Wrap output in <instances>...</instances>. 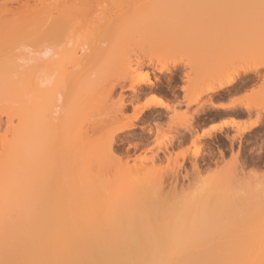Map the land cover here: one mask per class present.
Wrapping results in <instances>:
<instances>
[{"label":"rangeland","instance_id":"obj_1","mask_svg":"<svg viewBox=\"0 0 264 264\" xmlns=\"http://www.w3.org/2000/svg\"><path fill=\"white\" fill-rule=\"evenodd\" d=\"M93 1L97 5L101 0ZM174 1L187 2L186 13L181 9V16L178 11L168 25L158 26L156 18L166 14L170 4L163 9V1L155 7L151 3L153 12L164 13L157 15L149 8L157 17L142 18L146 25L136 19V27L128 33L134 43L126 45L129 36H125L127 50L119 53L116 44L110 58L104 50L113 41L101 30L89 37L88 46L83 44L85 36L71 41L66 49L74 51L76 59L85 55L76 68L81 82L64 96L73 104L67 112L62 111L64 88L56 76L52 84L41 86L44 62L34 48L38 33L32 18H17L18 13L8 12L17 5L0 0V39L10 41L0 48V113L20 107L32 123L41 125V113L50 109L45 98L58 106L51 115L52 135H45L52 139L54 173L64 185L57 187L58 195L65 200L61 208L70 220L79 224L88 219L102 229L140 227L139 234L142 229L149 237L155 231L153 237L165 240V259L171 261L167 264H241L242 260L260 264L264 257L258 258V252L264 253L262 248L259 251L264 247V0H253L247 11L241 9L242 0ZM258 13H262L260 22ZM253 17L258 21H251ZM138 30L143 39L140 33L138 38ZM169 40L170 48H162ZM61 53L56 50L55 62L62 59ZM160 66L165 68L162 73L157 71ZM59 68L51 64L48 70ZM128 69L133 73L130 78L124 75ZM240 69L247 73L231 86L204 93L205 87H215L218 80ZM152 97L163 105L149 102ZM228 100L230 106L221 105ZM219 121L230 127L213 134L202 132ZM251 123L257 126L241 132ZM43 169L38 164L35 175ZM109 231L103 232L106 238ZM118 234L119 239L122 233Z\"/></svg>","mask_w":264,"mask_h":264},{"label":"bare ground","instance_id":"obj_2","mask_svg":"<svg viewBox=\"0 0 264 264\" xmlns=\"http://www.w3.org/2000/svg\"><path fill=\"white\" fill-rule=\"evenodd\" d=\"M91 1L92 2H90V0H11L10 2L11 4L17 5V7L9 10L8 12L14 15L18 13L17 18L19 19L25 18V20H29L32 18V26L38 33V41L34 45V48L37 50L40 60L44 62L42 65L43 70L41 71V86L52 84L53 78L56 76V80L64 88V94L61 96L62 111L66 110L68 112L69 108L73 107V104L67 101L64 96H66L67 92L73 89L74 85H78L81 82L79 74L76 73V68L79 66V63L85 53H83L79 59H76L77 57L75 52L72 51V53L74 52V56H72L73 54L70 53L71 49H66L67 46L71 44V41L74 43V40L76 41L78 39L77 36L80 35L79 41L88 37L86 38L87 40H83V44L88 46L86 41L89 42V40L92 39V35H94L96 31L101 30L105 32L110 40L113 41L109 43L107 49L104 50L109 57L111 56L110 54H114V50L118 49L117 46H114L116 44L120 45L118 52L119 50H123V52L125 51L123 48L126 46L123 45L124 42L122 40H125V36L128 37L129 34H131L130 32L132 31L131 29H133L132 27H136L133 23L136 19H140L142 21L143 18V21H148V19L151 18L149 16H153V18L157 17L158 13L162 12L159 11L161 10L160 6L163 8V5L166 7V4L169 3L170 8H168L169 6H167V8L170 10L166 11V14H162V16L159 14L157 17L158 19L156 18L158 26L168 25L178 11L180 12L181 9L184 8L187 9V2L185 5L181 3V6L179 4L181 1L178 3L179 5H176L175 1V4H172L173 0H101L102 2L100 0H96V3L100 1L97 5H95L93 0ZM159 1H163L164 3H160L162 5H160L159 8H156L159 12H153L155 11L153 6L155 7L156 3ZM176 1L178 2V0ZM243 1L244 3H242ZM102 3H104L105 6ZM151 3L155 5L150 7ZM241 3L243 4L241 5V9L246 11L254 5L253 0H242ZM91 6H96V9L90 8ZM197 6L199 5L197 4ZM248 6H250V8ZM149 8L152 10V13H156L157 15H153ZM193 8L196 7L194 6ZM184 10L183 13H186V10ZM189 11H192V9ZM262 13H258L257 17H260L259 15ZM137 15L141 18H138L139 16L137 17ZM181 15L182 12H180V16ZM187 15H189V13H187ZM187 15L185 18L183 17L184 20L187 19ZM240 15L242 19V14L240 13ZM189 16L192 15L190 14ZM144 17H147V19ZM243 19L244 21L246 20L244 17ZM248 19L249 18H247V20ZM254 19L255 17H253L251 21H258ZM258 19V22H260L263 18L260 17ZM142 22L141 24L144 23ZM145 23L147 24V22ZM141 27H139V30ZM156 27V32H158V29L160 32V28ZM139 30L136 32L138 34V38L141 34ZM82 36L85 37L83 38ZM130 37L131 35L126 39V41L129 40L127 42L125 41V44L127 43L126 45L130 44L132 39V37ZM140 37V39H143L142 34ZM151 37H153V35ZM138 38L136 37L134 39L137 41ZM254 38L255 36L253 39ZM14 41L15 40L12 42ZM103 41L104 40H101V43ZM9 42L10 41L8 40L0 39V48L6 46ZM162 43L163 42H161V44ZM172 43L173 42L169 40V42L167 41L163 43V47H161L170 48L169 45ZM86 45L83 46L88 50L89 47H85ZM84 48L79 49L80 51L85 52V50L83 51ZM56 50L62 52V59H60L59 62L54 61V58L57 56ZM71 56L75 59L73 60ZM100 57L101 59H104L102 55ZM101 59L100 62L104 61ZM51 64L52 66L58 65L60 68L58 70H48V67ZM67 65L71 66V71L68 70ZM161 68L160 70H157L158 73L165 71V68L164 70ZM166 68L168 70V67ZM257 68H259V66ZM129 69V72L127 71L128 73L124 74L127 78H130L133 75L132 71ZM241 73H244L245 75L247 71H234V74L229 76L226 75L223 80H218L215 87H205L204 93H210L231 86L239 77L243 75ZM100 82L102 86V81ZM103 83L106 82L103 81ZM96 85H98V83ZM90 86H92V88L95 87L92 84ZM109 86L110 85L106 86V88ZM109 89L112 88L109 87ZM95 90H97V88ZM105 90L106 89H104V92L108 91V89L107 91ZM92 92L93 91H91V93ZM94 92L96 94V91ZM198 98L199 97L197 96L194 100L192 99L193 102ZM149 102L154 103V105H163V102L160 99L154 97H152ZM102 103L103 101H101V103L98 102L97 104L94 103L96 106L100 104L97 106V111ZM148 103L145 105L146 108L148 107ZM21 104L23 105L24 102L22 101ZM45 104L49 105L50 109L49 112L41 113V125H36L34 122L32 123L28 119L27 112L21 110L19 106V108L15 107L14 111L0 113V116L4 115L6 117L4 122L0 117V233H2L0 234V251L4 248L6 249H4L5 252H3V250L1 252L0 264H163V257L165 261L164 264L171 262H166L167 259H165V240H163L162 237L160 238L158 235L157 238L153 237L155 231L152 234L153 231L150 230L153 235H151L153 237L152 238L143 234L142 229L139 234V230L137 229H140V227H135L137 228L135 231L131 228V230L126 228L128 229L126 231L124 227L120 228L121 226H115V229L106 228L110 230V236L108 234V238H106L103 235V232H106V229H102L96 222L89 223L88 219L87 221L81 222L80 218H78L79 216H75L80 221L78 222L79 224H77V220L74 221L72 217V220H70V217L66 215L64 207L63 209L61 208L65 200L61 194L58 195V191L61 189L57 190V187L63 188L62 186L64 185L60 181V176L56 175L53 169L55 165V157L52 150V139H49L48 136L45 135L46 133H52L53 125L50 120L53 119V117L51 115H55L57 113V110L55 111V109L58 108V106L51 100L50 97L45 98ZM249 105L250 104L248 103L246 106ZM96 106L94 105L93 108ZM246 106L244 107L248 110L249 107L246 108ZM104 109L107 110L105 107ZM100 112L102 111L100 110ZM58 113H61L60 108ZM92 114L93 116L95 115L94 113ZM14 118L17 120L15 125L13 123ZM223 125L227 126V124ZM256 126L257 123H251L248 126L243 127L241 132L244 133ZM35 130L36 133L33 135ZM78 130H81V128H78ZM216 130L218 129L214 127L213 131ZM63 131L67 132V125L65 123ZM207 134H210V132H207ZM53 141L55 143L54 139ZM38 164L46 169L39 171L37 176L35 175L34 170ZM62 167H66V162L62 163ZM63 177L65 178L64 175ZM53 187L56 188L54 189ZM58 207L59 210H55ZM83 218L85 219L84 216ZM72 221L76 224H71ZM7 229H10V231L7 232ZM147 231L150 233L148 229ZM115 232H117V235H119L118 233H122L123 235L120 234L121 237L118 236V239L116 238L117 235ZM191 232H193V230H191ZM10 238H12V241H9ZM18 241H22V243H19ZM3 244H5L4 248L2 247ZM261 248L264 249V247H260V250L257 249V252L259 250L262 253L264 250ZM7 249L8 251L11 249V252L5 259L4 256L8 252ZM262 255L264 256V253L260 254L258 252V256H260L258 257L259 259ZM255 258L254 263L258 259L257 255ZM262 259L264 260V257ZM262 259L260 260L262 261ZM260 260H258V262ZM242 261L244 264V260ZM245 262H250V260H246ZM228 263L230 262H227V264ZM263 263L264 261L262 264Z\"/></svg>","mask_w":264,"mask_h":264},{"label":"crops","instance_id":"obj_3","mask_svg":"<svg viewBox=\"0 0 264 264\" xmlns=\"http://www.w3.org/2000/svg\"><path fill=\"white\" fill-rule=\"evenodd\" d=\"M230 104H231V100H228L227 102L221 103V105H223V106H228V105L230 106ZM216 110L226 111L228 109L217 108ZM223 123H224V121H219V122H216V123H211L206 128H204L202 130V132H210L211 134H213V133H217L219 131H222V130L227 129V128L230 127L229 125L228 126H224ZM214 127H216L218 130L213 131V128Z\"/></svg>","mask_w":264,"mask_h":264}]
</instances>
